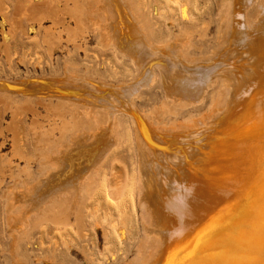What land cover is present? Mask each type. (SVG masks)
<instances>
[{"label":"bare ground","instance_id":"obj_1","mask_svg":"<svg viewBox=\"0 0 264 264\" xmlns=\"http://www.w3.org/2000/svg\"><path fill=\"white\" fill-rule=\"evenodd\" d=\"M71 1L100 43L136 72L114 81L79 73L65 62L59 74L0 77V91L55 99L54 109L69 107L61 125L48 128L50 135L33 128L27 162L37 165L36 172L28 167L0 172L10 264H27L18 243L29 228L90 206L96 174L104 173L107 162L106 203L122 202L126 180L131 182L119 160L125 148L117 145L127 135L119 121L124 114L137 154L142 237L134 258L122 264H264V0L257 1L254 13V0H215L221 39L203 55H191L192 42L182 34L155 40L132 0ZM47 33L48 49L55 50V34ZM156 71L168 99L164 113L201 100L217 83L208 114L188 124L161 123L157 113L142 111L137 100L151 90ZM7 144L3 139L1 149ZM12 156L23 158L21 148ZM111 210L104 207L98 219L109 220ZM120 216L132 229L130 206ZM38 257L62 264L54 256Z\"/></svg>","mask_w":264,"mask_h":264},{"label":"rangeland","instance_id":"obj_2","mask_svg":"<svg viewBox=\"0 0 264 264\" xmlns=\"http://www.w3.org/2000/svg\"><path fill=\"white\" fill-rule=\"evenodd\" d=\"M132 1L148 20L155 40L182 34L192 42L191 55H203L221 39V10L215 0ZM257 1L251 4V13L258 8ZM84 18L83 10L77 9L71 0H0V77L15 80L23 75L59 74L67 62L79 73L114 81L130 79L136 72L135 66L113 48L103 46ZM47 32L55 34V50L48 49L45 39L52 36ZM218 88L217 83L212 84L201 100L181 104L176 106L175 112L164 113L168 99L156 71L151 90L141 92L137 104L145 113H157L161 123L187 121L188 124L192 119L208 114ZM56 104L55 99L0 91V142L3 139L8 142L5 149L0 147V172L5 170L6 175L18 173L19 168L26 167L37 171V165L27 162L33 154L27 144L34 137V127L41 126L36 127L39 135L42 132L50 135V126L61 125L62 113L69 107L63 103L61 109H54ZM119 121L127 131L124 141L121 138L117 144L119 149L125 148L119 160L131 177V182L127 179L128 185L123 187L122 202L106 203L110 201L107 179L111 170L107 162V166L101 167L104 173L96 174L98 184L88 208L81 205L78 210L72 209L57 219H47L29 228L19 240L18 252L25 256L27 264H50L40 261V255L54 256L62 264H122L134 258L137 240L142 237L136 200L137 154L130 119L124 114L119 116ZM53 132L55 136L59 135L57 130ZM19 148L23 152L21 159L12 156ZM116 168L119 169L118 164ZM3 192L4 188L0 186V264H10L11 236L7 233ZM107 205H111L112 210L109 220L103 223L98 219L99 213ZM129 206L134 226L127 230L121 221L120 210ZM41 239L43 244H40Z\"/></svg>","mask_w":264,"mask_h":264}]
</instances>
